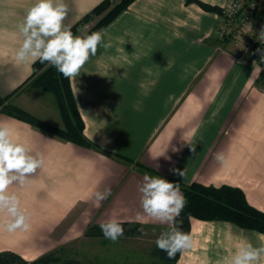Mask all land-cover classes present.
Here are the masks:
<instances>
[{"label": "crops", "instance_id": "1", "mask_svg": "<svg viewBox=\"0 0 264 264\" xmlns=\"http://www.w3.org/2000/svg\"><path fill=\"white\" fill-rule=\"evenodd\" d=\"M102 1L65 0L64 25L71 28ZM203 1L225 7L230 0ZM34 2L0 0V96L13 93L12 103L64 128L55 96L33 84L36 60L15 58L23 39L18 26ZM221 23L218 12L195 2L134 0L103 29L112 47H98L71 79L86 136L132 164L0 112V124L12 129L13 138L44 157L23 185L14 182L7 189L19 197L31 226L9 232L12 217L0 212V252L31 261L49 250L44 247L69 244L113 216L143 229L168 230L143 212L138 186L146 172L135 163L183 184L238 187L264 212V67L241 57L231 35L219 38ZM107 188L111 195L96 207L95 193ZM214 229L227 242L228 257L243 242L264 243L258 231L191 218L193 246ZM192 248L177 264L188 263Z\"/></svg>", "mask_w": 264, "mask_h": 264}, {"label": "clouds", "instance_id": "2", "mask_svg": "<svg viewBox=\"0 0 264 264\" xmlns=\"http://www.w3.org/2000/svg\"><path fill=\"white\" fill-rule=\"evenodd\" d=\"M68 12L69 6L65 0H35L18 26L23 39L16 51V60L34 62L38 59L41 63L47 62L65 78L72 79L80 74V69L90 57L97 55L98 47H112L110 38L107 42L104 40V30L91 34L82 30L81 35H74L70 26L63 23ZM259 40L264 42V28L259 33ZM261 51L264 53V50ZM191 150L195 152V148L192 147ZM216 158L227 164L223 153H218ZM43 163L42 154L33 155L29 146L13 138L12 129L7 124H0V212L6 210L12 217L7 224L9 232L17 229L27 231L31 225L29 217L20 206L19 197L14 193L9 194L7 189L14 182L23 185L27 177L42 167ZM174 172L183 178L184 171L176 169ZM138 190L143 212L153 221L170 226L156 238L157 248L166 252L169 258L191 249L192 236L183 231L177 219L187 203L179 182H170L161 176L145 173ZM109 195L110 188L96 192V207ZM142 218L140 214L137 215L138 220ZM99 227L105 239L112 242H117L124 234V228L115 216L101 222ZM261 261H264V243L254 246L250 242H243L237 245L234 253L224 259L223 264H260Z\"/></svg>", "mask_w": 264, "mask_h": 264}, {"label": "trees", "instance_id": "3", "mask_svg": "<svg viewBox=\"0 0 264 264\" xmlns=\"http://www.w3.org/2000/svg\"><path fill=\"white\" fill-rule=\"evenodd\" d=\"M134 0H103L90 13L85 15L74 26L71 31L74 35L82 34L84 24L94 21V25L87 30L89 34L95 31L103 30L110 24L121 12L128 8ZM188 3L195 2L207 11L223 13V8L218 5H212L203 0H187ZM228 40V37L222 40ZM33 84L40 89L50 92L56 98V103L65 123L64 128L55 126L43 119H40L28 111L23 110L11 102L13 93L7 96H0V112L11 115L32 124L34 127L59 137L65 141L74 142L80 146L97 149L107 153L114 158L132 164L131 158L119 153L100 149L96 143L89 139L84 133L85 123L79 111L78 103L71 86V79L65 78L55 67L47 62L41 63L36 60L33 65ZM18 90V89H17ZM138 170L144 171L153 176H161L170 182L172 181L161 175L157 170L144 165L135 163ZM180 189L187 201L178 222L183 231L190 234L191 218L205 221H226L237 226L255 230L264 234V212L252 206L244 193L238 187L222 185L219 187L206 186L198 182L192 184L179 183ZM124 228V234L131 227L132 233L136 230L141 234L143 227L131 222H121ZM87 236H97L105 239L99 225L89 226L85 232ZM122 237V236H121ZM108 240V239H106ZM154 260L149 264H177L181 253H177L174 258H169L167 253L161 251L156 245L150 249ZM0 264H84L79 258L67 254L64 249H56L46 252L34 260H25L20 254L14 251L0 252ZM91 264V262H87Z\"/></svg>", "mask_w": 264, "mask_h": 264}, {"label": "rangeland", "instance_id": "4", "mask_svg": "<svg viewBox=\"0 0 264 264\" xmlns=\"http://www.w3.org/2000/svg\"><path fill=\"white\" fill-rule=\"evenodd\" d=\"M246 56L253 57L257 62L251 52H248ZM127 229L129 230L117 242L83 234L82 237L71 240L69 244L63 242V245L55 246L54 249L44 248L49 249L46 252L64 249L68 255L79 258L84 264L87 262L91 264H149L152 262L154 258L150 249L156 245L155 240L160 233L167 229H143L141 234L138 230L132 233L131 227ZM215 232L217 233L214 229L211 233H205L203 237L195 241L192 251L188 253L190 260L187 264H223L224 259L228 257V244L224 239H218Z\"/></svg>", "mask_w": 264, "mask_h": 264}, {"label": "built area", "instance_id": "5", "mask_svg": "<svg viewBox=\"0 0 264 264\" xmlns=\"http://www.w3.org/2000/svg\"><path fill=\"white\" fill-rule=\"evenodd\" d=\"M221 18L219 38L231 35L232 44L241 57L251 52L258 65L264 67V53L261 51L264 42L259 40V33L264 28V0H230L223 8ZM94 23L84 24L82 30H89Z\"/></svg>", "mask_w": 264, "mask_h": 264}]
</instances>
